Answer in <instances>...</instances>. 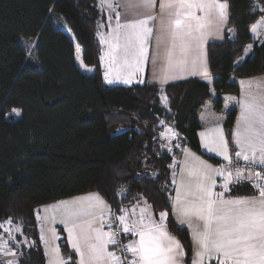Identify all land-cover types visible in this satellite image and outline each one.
<instances>
[{
    "label": "trees",
    "instance_id": "obj_1",
    "mask_svg": "<svg viewBox=\"0 0 264 264\" xmlns=\"http://www.w3.org/2000/svg\"><path fill=\"white\" fill-rule=\"evenodd\" d=\"M227 2L224 39L207 45L211 84L194 78L159 88L104 83L97 37L104 16L98 0H0V222L11 218L12 225H23L8 245L18 264H45L38 208L92 190L115 216L141 198L156 218L166 212L167 226L190 264L189 233L176 223L171 208V166L183 146L201 153L198 115L208 101L220 111L223 94H238L231 76L264 73V38L236 64L246 45L254 43L250 28L264 15V0ZM54 15L73 35L92 74L78 67L74 42L55 25ZM22 39H35L31 54ZM235 116L232 108L223 121L230 149ZM164 124L180 133L170 148L160 136ZM255 193L245 180L231 184L228 195ZM59 244L73 264L62 231ZM110 249L116 251L115 245Z\"/></svg>",
    "mask_w": 264,
    "mask_h": 264
},
{
    "label": "snow or ice",
    "instance_id": "obj_2",
    "mask_svg": "<svg viewBox=\"0 0 264 264\" xmlns=\"http://www.w3.org/2000/svg\"><path fill=\"white\" fill-rule=\"evenodd\" d=\"M145 3L151 5L152 0H145ZM100 5L109 11H115L120 7L115 0H100ZM173 5L176 9L175 18L171 21L174 36H191L194 31L204 27L203 18L196 16L194 9L200 11L215 9L219 17L225 19L228 7L223 0H167L168 7ZM161 7L165 5L162 4ZM154 19L153 16H146L121 23L120 14L116 13L115 27L110 29L107 38L101 37V42L108 45L107 55L111 65L109 71L104 74L107 82H112L109 78L112 68L128 70L124 76L118 74L116 77L122 79L125 84H131L135 73L143 71L142 65L148 54L147 42L153 31L149 27V21ZM193 20L196 21L195 26L190 23ZM204 72L207 73L206 66ZM249 96V99L240 101L241 123L234 132L239 150L235 155L249 165H259L262 171L245 176L244 169L237 168L233 175L231 170H212L203 161H199L198 165H192L188 169V175L195 177L194 184L191 181L188 184L181 182L176 187L174 207L178 208L181 216L187 217L186 220L180 221V225L186 223L189 228H194L198 244L197 258L193 264H205V258L209 261L215 260L216 264H264V96L257 98L251 93ZM163 123L161 121V124ZM166 131L172 133L173 130L168 128ZM200 135L203 138V146L208 151L222 155L225 160L231 162L228 141L219 125L207 132H201ZM161 136L165 137V133H161ZM185 152H188V149H185ZM213 171L223 177L225 191L233 182L254 179L253 186L258 189L260 198L224 199L223 193L213 191L215 184L211 178ZM173 183L176 181L173 180ZM188 196L195 198L187 199ZM80 199L91 203L87 208H75L68 201L61 202L60 205L64 209L61 223L68 233L72 248L79 256V264H86V257L91 264H100L105 258L108 264H182L185 253L179 240L167 230L166 212L159 213L157 222L149 213L150 206L146 201L145 207L134 206L131 212L126 208L120 209L121 214L116 220L119 221L122 232L138 237L124 246V250L131 254V259H127L107 250L108 245H117L118 240L111 231L115 225L105 218L103 211L100 212L99 228L94 227L91 220L84 222L80 220L81 216H92L93 210L102 207L104 201L95 194ZM137 207L139 215L135 218ZM111 215L112 212L109 210L107 216ZM193 217L203 222V230H199L198 225L194 227ZM52 219L55 222V215ZM5 223L8 227H5ZM105 226L109 231H103ZM0 228H4L7 233V239H0V254L15 257L17 253L9 251L8 245L9 241L15 240V233L22 232L23 225L13 226L10 218L6 222H0ZM53 232L55 233V229ZM41 240H44L43 235ZM82 245L87 248V252ZM52 252L57 255L49 264H67V261L59 256L58 247L53 248ZM6 264H18V261L9 259Z\"/></svg>",
    "mask_w": 264,
    "mask_h": 264
},
{
    "label": "crops",
    "instance_id": "obj_3",
    "mask_svg": "<svg viewBox=\"0 0 264 264\" xmlns=\"http://www.w3.org/2000/svg\"><path fill=\"white\" fill-rule=\"evenodd\" d=\"M223 2H226L228 5L227 0H223ZM115 3H118L120 7L117 8L115 11H109L102 8L100 5V0H98V7L100 8L104 16L103 20L99 23V30L97 37L101 46L100 66L102 70L103 81L105 84L129 86L132 84L146 83L148 85H153L159 88H163L168 84H173L194 78H199L204 82H206L207 84L209 85L211 84L213 75L209 70L208 58H207V45L210 42H220L224 39L225 29L228 23V7L226 9L225 19H221L215 9L212 10L206 9L205 11L194 9L193 11L195 12V15L203 18L204 27L199 31H194L191 36H187V35L174 36L173 35L174 28L171 21L175 18L174 13L176 9H175V5H173L172 7H168L167 0H152L151 5H147L145 3V0H115ZM162 4H164L165 7H161ZM117 12H119L120 14L121 23L130 20L142 19L146 16L155 17L154 20L149 21V27H151L153 31L147 42L148 54L146 60L142 65L143 71L135 73V75L133 76V82L131 84H125L123 83L122 79H116L118 74L121 76H124L126 74V72L123 71L119 72L118 70L120 68L119 69L112 68V71L110 72V76H109V78L112 81L111 83L107 82L104 76L105 72L109 71L111 65H110V58L107 55L108 45L106 43L101 42V37L107 38L110 29L115 27ZM109 17H111V19H109ZM190 23H192L193 26H195L196 21L193 20L190 21ZM99 34L101 35L99 36ZM250 34L254 40V43H249L246 45L243 54L236 59V64L241 63L246 57L250 56L252 54V49L254 44L260 42L264 38V15L259 17L251 25ZM249 45H251V48H249ZM205 66L207 67L206 74L204 72ZM78 67L80 68L79 65ZM85 68H87V70H82L81 68L80 69L86 74L93 73V68L91 66H86ZM231 80L236 81L238 83L239 92L237 95L231 93L223 94L222 95L223 105L220 111H216L213 108L212 101H208L207 103H205L202 109L200 110V113L198 115V121L201 127L197 131V135H198V141H199L201 153L194 151L188 146H183L181 148V153L179 158L175 160L174 165L172 167L171 179L173 186H172V195H171V208L174 219L178 225H180L181 220H186L187 217L181 216L178 208L174 207V201L176 197V187L177 185L181 184V182H183L184 184H188L191 181L194 184L195 177H190L188 175V169L190 166L198 165L199 161H203L204 164L210 166L212 170L224 169L225 171H228L229 165L233 160L237 159L243 161L242 158H239L235 155L236 151H238L239 148L235 143V136H234V132L237 130L238 126L241 123L240 101L249 99L250 93L252 95L257 96V98L264 96V73L248 76V77H242V78L231 76ZM241 82L244 83L242 84ZM211 94L213 97H215V94L212 91V89H211ZM232 108H236V116L232 129V149H230V147L228 146V153L231 159V162H229L228 160H225L222 155H218L215 152L208 151V149L203 146V138L201 137L200 133L207 132V130L219 125L223 129L224 136L226 139V135L223 127V121L225 118V114ZM167 128H171L173 130L172 137L170 139L171 142L175 140L177 137H180V133L176 129L166 124L163 125L161 133H164V131ZM161 138L164 141V144L166 145L167 139L162 136ZM185 149H188V152H185ZM189 153H191V155H189ZM203 154L206 156L216 158L218 160V163L212 162ZM196 158H198V160ZM256 166L261 168L259 165ZM253 174L254 173H252L251 175ZM211 178L212 180L215 181V184L213 186V191L217 193H223L224 199H235L238 197L239 198L246 197V198H254V199L260 198L259 192L255 193L254 195H248V196H229L223 187L224 184L223 177L216 175L215 172L213 171ZM173 180L176 181L175 184L173 183ZM227 191H229V189ZM91 194L98 195L104 201V205L100 208L94 209L92 216H87V215L81 216L80 220L82 222L91 220L93 226L99 228L101 224L100 212L103 211L105 213V218L108 221L110 217H112L113 213L111 216H107L108 211L111 210L110 206L108 202L102 197V195L96 190L61 198L43 204L38 208L36 218H37L38 230L40 233V239L42 235L44 237V240L41 241L43 244V250L45 255V264H49V262L57 255L56 253L52 252V249L57 247L59 248V253H58L59 256L63 260L67 261L62 255L59 244L60 231L64 233L66 244L70 249V251L72 252V255L74 256L73 264H79V256L72 248L71 243L69 241L68 233L65 230L64 225L61 223L62 213L64 209L60 205L61 202L68 201L69 204L75 208H87L89 203L91 202L80 198L89 196ZM194 198L195 197L192 196L187 197V199H194ZM145 201L146 200L144 198H141L124 208L128 209V211L131 212L134 206L138 205L139 207H145V203H144ZM147 205L150 206L148 210L152 218L157 222H159V219L156 218L154 214V210L150 205V203L147 202ZM139 207L136 208L137 217L135 218H138ZM120 214L121 212L117 216H119ZM53 215H55L56 217L55 222H53L52 219ZM192 219H193L194 227L198 225L199 230H203V222L197 221L194 217ZM117 222L119 225L118 220ZM180 226L186 228L189 233L190 241L192 245L190 264H193V261L197 258L196 252L198 251V244L194 236V228H189L186 223ZM53 229H55V233L53 232ZM167 230L170 233V235L175 237L181 243L178 236L174 234L168 228V226H167ZM77 231H79V229H77ZM103 231H109V229L105 226ZM120 231L122 233V238L125 242L124 243L125 245H127L131 240L138 239V237H133L131 236V234H124L121 228ZM110 246L111 245H108L107 250L116 252L114 250H111ZM82 247L84 248V251L87 252V248L84 247L83 245ZM16 258L17 255L15 257H11V259L14 261H16ZM86 264H91V262L87 260V257H86ZM100 264H108L107 258L101 261ZM182 264H186L185 255L182 257ZM205 264H216V261L215 260L209 261L207 258H205Z\"/></svg>",
    "mask_w": 264,
    "mask_h": 264
},
{
    "label": "rangeland",
    "instance_id": "obj_4",
    "mask_svg": "<svg viewBox=\"0 0 264 264\" xmlns=\"http://www.w3.org/2000/svg\"><path fill=\"white\" fill-rule=\"evenodd\" d=\"M55 16V17H54ZM53 16V21L55 23V25H57L58 27H61L64 32L70 37L72 38L73 42H74V45H75V59H76V63L77 65L80 66V68L82 70H87L86 65L83 64L82 60H81V49L79 48V46L75 43V40L73 38V35L71 34V32L65 27V25L63 24V21L61 20V18L58 16V15H54ZM101 34H99L100 36ZM34 42H35V39H22V43L25 45L26 49L28 50V54H31V50L33 48V45H34ZM119 72L123 71V72H127L128 70L124 69V68H120L118 70ZM161 100L162 101H165L164 99V96L161 95ZM168 129V128H167ZM166 129V130H167ZM164 131L165 133V137L167 136H170L172 137V133H168L167 131ZM171 139V138H170ZM170 139H167V144L166 146L168 148L171 147V140ZM175 162V161H174ZM174 162L171 166V168L173 167L174 165ZM229 170H231L233 172V175H235V172L233 171V167L231 165H229ZM256 171H262V168H259L257 167L256 165H254L252 168L248 169V171H246V174H245V171H244V175L247 176V175H251L252 173H255ZM172 172V171H171ZM240 181H245V180H240ZM248 183L251 184L252 188L255 190V192H259L258 189H256L253 185L255 183V180H247ZM229 191H226V193H228ZM6 222V221H5ZM15 226V225H13ZM5 227H8L7 223H5ZM3 233L0 234V237H2L3 239H7V235H4V234H7L5 231H4V228H1ZM9 248V247H8ZM10 251H14V250H10ZM15 252V251H14Z\"/></svg>",
    "mask_w": 264,
    "mask_h": 264
},
{
    "label": "built area",
    "instance_id": "obj_5",
    "mask_svg": "<svg viewBox=\"0 0 264 264\" xmlns=\"http://www.w3.org/2000/svg\"><path fill=\"white\" fill-rule=\"evenodd\" d=\"M233 167V171L235 172V170L237 168H242L245 171H248V169L252 168L254 165H249L248 162L240 161V160H233L230 164ZM109 222L113 223L115 226L111 229V231L115 234L116 239L118 240L117 245H115V249L116 252L122 257V258H127V259H131V254L127 253L124 250V246L125 244L121 241V231L118 225V222L116 220V216L112 215V217H110ZM0 239H3L2 237H0ZM8 250L10 251L11 249L8 248ZM12 256H6L3 254H0V264H6V261L11 259ZM17 260V258H16Z\"/></svg>",
    "mask_w": 264,
    "mask_h": 264
}]
</instances>
